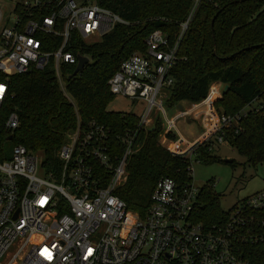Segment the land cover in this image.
Wrapping results in <instances>:
<instances>
[{"label": "built area", "instance_id": "1", "mask_svg": "<svg viewBox=\"0 0 264 264\" xmlns=\"http://www.w3.org/2000/svg\"><path fill=\"white\" fill-rule=\"evenodd\" d=\"M191 1L173 39L161 29L152 30L144 40L145 52L124 59L107 81L114 97L142 105L137 130L126 132L119 155L108 149L102 124L83 125L78 117L58 149L57 163H44L40 154L21 144H13L9 158L0 160V264H248L229 239L241 207L233 209L224 230L204 227L192 219L201 190L192 181L179 184L161 177L143 214L129 209L116 194L126 180L137 132L150 127L153 115L161 120L166 149L188 157L191 164L201 162L199 145L227 143L224 131L237 125L238 115L214 109L223 89L219 82L211 83L199 102L175 108L172 116L164 105L180 42L201 0ZM22 3L27 18L12 9L11 25H1L0 11V108L10 75L50 67L65 91L62 65L76 66L81 55L70 48L72 42L77 38L88 43V38H101L117 24H128L91 1ZM43 7L49 10L37 16ZM191 113L203 130L190 141L177 121ZM18 125V115L9 113L4 122L9 141ZM246 204L263 207L264 191L248 196Z\"/></svg>", "mask_w": 264, "mask_h": 264}, {"label": "trees", "instance_id": "2", "mask_svg": "<svg viewBox=\"0 0 264 264\" xmlns=\"http://www.w3.org/2000/svg\"><path fill=\"white\" fill-rule=\"evenodd\" d=\"M40 1L47 4L55 0ZM83 1L96 2L128 24H117L97 42L84 43L77 38L72 42L70 48L89 61L75 75V66L62 65L65 91L50 67L8 77L7 97L0 108V160L9 158L13 144H21L40 154L44 163H57L58 149L78 117L83 125L91 121L102 124L108 149L112 155H119L126 132L137 130L138 117L133 112L107 109V96L114 97L107 81L124 59L136 51L145 52L144 40L152 30L161 29L173 39L192 4L191 0ZM48 10L43 7L37 16ZM13 11L27 18L22 2H16ZM170 74L172 84L164 99L168 109H175L181 102H199L213 82L228 85L214 100V107L220 114L239 118L235 127L224 131V138L248 164H260L264 171V0H201ZM11 112L18 115L19 125L9 141L4 122ZM159 130L158 124L154 130L137 132L135 152L126 165V180L116 191L129 209L140 214L149 206L161 177L179 184L191 181V160L162 147L157 142ZM196 154L204 164L224 162L214 153L211 142L199 145ZM247 199L232 208L239 206L241 212L240 220L230 228L229 239L248 264H264V206L250 207ZM192 219L209 229L224 230L230 214L219 209L218 195L204 185Z\"/></svg>", "mask_w": 264, "mask_h": 264}, {"label": "rangeland", "instance_id": "3", "mask_svg": "<svg viewBox=\"0 0 264 264\" xmlns=\"http://www.w3.org/2000/svg\"><path fill=\"white\" fill-rule=\"evenodd\" d=\"M24 1L26 0H0V11L2 13L1 25L6 22V25H11L13 23V6L16 2ZM99 40L100 37L98 36L87 39L88 43L97 42ZM134 53L141 52L136 51ZM165 97L166 94L163 99H165ZM106 104L108 110L133 112L137 117L142 108V105L133 103L131 99L121 96L113 98L107 96ZM179 104L176 106L177 109H182L180 105L183 106V104L187 103L181 102V104ZM186 106H188V104ZM174 111V108H169L168 115L172 116ZM215 111L217 110L215 109ZM152 118L153 121L150 123L151 125L147 130H154L159 124L160 130L157 134V142L166 149L167 143L163 140V127L161 120L157 117V114L153 115ZM196 119L194 113H191L185 118H180L177 121L179 131L190 141L198 138L203 130L199 119ZM213 150L222 161L230 160L233 161L234 164L230 165L225 162L204 164L202 162L193 161L191 164L190 178L196 187L201 188L206 185V187H209L213 193L218 195V206L222 212L233 214L232 208L235 205H238L240 200L254 195L257 192L264 191L263 167L260 164L255 166L248 164L246 158L239 154L228 143L218 145L213 144Z\"/></svg>", "mask_w": 264, "mask_h": 264}, {"label": "water", "instance_id": "4", "mask_svg": "<svg viewBox=\"0 0 264 264\" xmlns=\"http://www.w3.org/2000/svg\"><path fill=\"white\" fill-rule=\"evenodd\" d=\"M89 58L87 56L84 55H78V62L77 65L75 66L73 75L77 74L82 68L83 66L88 63ZM228 85H223V89H222V93L225 92V90L227 89ZM180 105V104H179ZM182 108V105H180ZM225 163H229L230 160H224Z\"/></svg>", "mask_w": 264, "mask_h": 264}, {"label": "crops", "instance_id": "5", "mask_svg": "<svg viewBox=\"0 0 264 264\" xmlns=\"http://www.w3.org/2000/svg\"><path fill=\"white\" fill-rule=\"evenodd\" d=\"M182 120V119H181Z\"/></svg>", "mask_w": 264, "mask_h": 264}]
</instances>
